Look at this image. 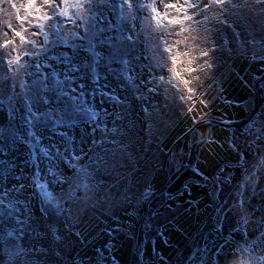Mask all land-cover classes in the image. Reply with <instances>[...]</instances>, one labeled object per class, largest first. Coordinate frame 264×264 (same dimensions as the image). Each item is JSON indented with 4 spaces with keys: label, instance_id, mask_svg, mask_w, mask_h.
Returning a JSON list of instances; mask_svg holds the SVG:
<instances>
[{
    "label": "rangeland",
    "instance_id": "374dc122",
    "mask_svg": "<svg viewBox=\"0 0 264 264\" xmlns=\"http://www.w3.org/2000/svg\"><path fill=\"white\" fill-rule=\"evenodd\" d=\"M26 2L0 0V264H131L137 230V264H264V2Z\"/></svg>",
    "mask_w": 264,
    "mask_h": 264
},
{
    "label": "snow or ice",
    "instance_id": "6c2138e0",
    "mask_svg": "<svg viewBox=\"0 0 264 264\" xmlns=\"http://www.w3.org/2000/svg\"><path fill=\"white\" fill-rule=\"evenodd\" d=\"M80 2V7L83 8V3H81V0H79ZM125 2L127 3V0H125ZM227 2V0H210V4H205V8L210 7L211 5H215L217 7L224 5ZM259 2H264V0H259ZM69 0H27L26 3L21 4L19 6H17L16 4H12L11 6L13 8H22L27 15H17L16 16V20H18L21 24H25V23H31L32 20H36V21H40V20H50L51 17L49 16V14H47L46 12H43L42 10L45 8H57L59 7L60 9V15H64L67 16V12L64 11L63 5L64 4H68ZM168 8L171 9H176L177 11H179L181 13L180 17L177 19H168V23L172 24V25H181L182 23H188L190 22L193 17L191 15H189V9L190 8H195L196 5L192 4L189 2V0H184L183 4H168L167 5ZM153 12L156 11L155 8L152 9ZM33 13H36L37 15H34ZM41 25L39 23L33 24L32 27L33 28H39ZM8 28L11 30L12 29V25L8 24ZM188 30L190 31V26L188 28ZM28 31V29H24L23 31H19V30H13L12 31V35L15 38H18L20 41H25L27 42L25 33ZM183 31V29H182ZM33 35H39V32H33ZM7 35V33L5 34ZM16 40L12 39V40H5L3 42V44H0V47L3 48H7L10 45H12L13 43H15ZM169 51H171V49H169ZM202 55H207V53H202ZM19 57H16L15 59L9 61L10 64L15 65L18 63ZM173 63H176V57H173ZM197 69L195 67L189 68L186 71L187 72H195ZM176 77H181V73L179 71L176 72ZM183 84L187 85L189 84V80L187 78H184L182 80ZM46 83V82H45ZM187 93H189V98L192 97V93H193V89L191 87L187 88ZM40 113L38 110L36 111H32L28 113L27 118L25 119V127L29 124V123H34L35 121H37L40 118ZM55 114H53L54 116ZM41 188H43V185H40ZM4 195H7V193H5ZM10 205H5L4 201L2 198H0V212H3L6 208L10 209ZM9 238L11 239L12 237V233H9Z\"/></svg>",
    "mask_w": 264,
    "mask_h": 264
},
{
    "label": "water",
    "instance_id": "95a60500",
    "mask_svg": "<svg viewBox=\"0 0 264 264\" xmlns=\"http://www.w3.org/2000/svg\"><path fill=\"white\" fill-rule=\"evenodd\" d=\"M8 116H9V110H8V106H7V104H6V102L4 101V100H1L0 99V134H1V130H2V128H3V126L5 125V123L7 122V120H8ZM248 119V118H247ZM246 119V120H247ZM245 122V121H244ZM196 127V126H195ZM195 127H193V128H191L190 130H188L184 135H187V134H189ZM183 135V136H184ZM182 136V137H183ZM181 137V138H182ZM180 138V139H181ZM171 152L172 151H169V153H168V157H169V155L171 154ZM182 168V167H181ZM179 170V169H178ZM178 170H176V171H178ZM175 171V172H176ZM167 181H168V179L165 181V183L163 184V189H162V191H165V188L167 187V186H165L166 184H167ZM143 215H144V212L143 211H141V213H140V215H139V217H138V228L139 227H142V218H143ZM137 236H136V238H135V243H134V247H133V255H132V261H131V264H137L138 263V259H139V254H140V243L138 242V230H137Z\"/></svg>",
    "mask_w": 264,
    "mask_h": 264
},
{
    "label": "trees",
    "instance_id": "16d2710c",
    "mask_svg": "<svg viewBox=\"0 0 264 264\" xmlns=\"http://www.w3.org/2000/svg\"><path fill=\"white\" fill-rule=\"evenodd\" d=\"M249 24H248V28H247V30L250 28V27H252V26H254V27H252L248 32H250L251 34H250V36H251V38H258V39H261L262 38V34H259V31L256 29V28H258L261 24H262V21L260 20V18L259 17H254L253 18V20H252V22H248ZM257 31V32H254V31ZM234 72V70L231 72V73H233ZM226 81V80H225ZM224 81V82H225ZM224 88H225V84H224V86H223V91H222V93H224L225 91H224ZM234 227H232V229H233ZM231 229V230H232ZM236 228H234L232 231H234ZM234 244L233 245H231L230 247H228V249L229 250H231L232 252L234 251ZM246 250L245 249H242L241 248V250L240 251H236V252H233V253H237V256L234 258L235 260H233V262L231 263V261L229 262V263H226V264H235L234 263V261L235 262H239L240 263V257L241 256H246ZM251 261H252V259L251 258H249V260H248V264H252L251 263ZM240 264H242V263H240Z\"/></svg>",
    "mask_w": 264,
    "mask_h": 264
},
{
    "label": "bare ground",
    "instance_id": "6f19581e",
    "mask_svg": "<svg viewBox=\"0 0 264 264\" xmlns=\"http://www.w3.org/2000/svg\"><path fill=\"white\" fill-rule=\"evenodd\" d=\"M107 260H109L110 261V263L109 264H117V262L115 261V260H113L112 258L110 259V258H107Z\"/></svg>",
    "mask_w": 264,
    "mask_h": 264
},
{
    "label": "flooded vegetation",
    "instance_id": "af4514ba",
    "mask_svg": "<svg viewBox=\"0 0 264 264\" xmlns=\"http://www.w3.org/2000/svg\"><path fill=\"white\" fill-rule=\"evenodd\" d=\"M138 214L139 213H135L134 216L136 217ZM135 219H138V218L136 217ZM137 229H138V223H136L134 231H136Z\"/></svg>",
    "mask_w": 264,
    "mask_h": 264
},
{
    "label": "built area",
    "instance_id": "2783aa9c",
    "mask_svg": "<svg viewBox=\"0 0 264 264\" xmlns=\"http://www.w3.org/2000/svg\"><path fill=\"white\" fill-rule=\"evenodd\" d=\"M84 263H85V264H90L89 261H85Z\"/></svg>",
    "mask_w": 264,
    "mask_h": 264
},
{
    "label": "crops",
    "instance_id": "0c3cea01",
    "mask_svg": "<svg viewBox=\"0 0 264 264\" xmlns=\"http://www.w3.org/2000/svg\"><path fill=\"white\" fill-rule=\"evenodd\" d=\"M129 219V218H128Z\"/></svg>",
    "mask_w": 264,
    "mask_h": 264
}]
</instances>
